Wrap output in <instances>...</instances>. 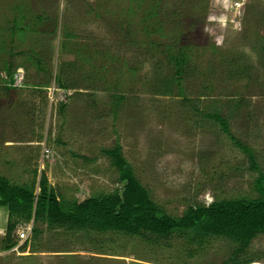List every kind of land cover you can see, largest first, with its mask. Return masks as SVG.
<instances>
[{"label":"rangeland","instance_id":"374dc122","mask_svg":"<svg viewBox=\"0 0 264 264\" xmlns=\"http://www.w3.org/2000/svg\"><path fill=\"white\" fill-rule=\"evenodd\" d=\"M180 51L177 83L168 55ZM213 112L264 175V0H0V175L11 183L37 193L43 175L59 200L77 202L111 193L120 184L101 149L118 144L169 216L255 198L257 172L205 117ZM6 216L1 207L0 264H222L235 248L224 238L197 246L20 222L17 245L2 251ZM239 260L264 264V235Z\"/></svg>","mask_w":264,"mask_h":264},{"label":"trees","instance_id":"16d2710c","mask_svg":"<svg viewBox=\"0 0 264 264\" xmlns=\"http://www.w3.org/2000/svg\"><path fill=\"white\" fill-rule=\"evenodd\" d=\"M150 10L153 9H149L148 16L152 17L154 12ZM21 14L19 18L24 20ZM11 32L13 35V30ZM68 35L65 33L64 36ZM27 59L38 70L44 71L35 52H27ZM168 61L178 83L182 67L186 64V55L180 51L168 55ZM10 66L5 63L3 67L4 83L8 89L14 88V73ZM55 82L59 89L67 88L61 75L55 76ZM24 85L22 83L21 86ZM163 87L165 91L168 89L165 84ZM181 91L179 86V92ZM122 99L123 96H120L119 100ZM205 117L219 125L221 131L246 155L250 168L257 172L253 182V190L257 195L255 198L215 199L208 205L188 206L179 217L169 216L161 206L151 200L147 189L137 180L131 166L122 156L120 146L115 144L112 148L101 149V154L115 168L116 183L120 184V189L88 197L82 202L59 200L54 190L48 188L43 175L38 181L37 193L34 183L17 185L0 175V208H5L7 212L5 234L1 241L2 251H8L17 245L14 232L20 222H40L50 229L112 233L145 241H151L149 237H153L154 242L161 240L166 243L173 237H185L197 246L213 238H224L234 243L235 248L231 257L222 264L251 263L248 260H239V255L245 252L254 237L264 235V175L256 165L252 149L234 140L226 121L219 114L213 112ZM30 232L31 237L35 238L38 230L32 227Z\"/></svg>","mask_w":264,"mask_h":264},{"label":"built area","instance_id":"2783aa9c","mask_svg":"<svg viewBox=\"0 0 264 264\" xmlns=\"http://www.w3.org/2000/svg\"><path fill=\"white\" fill-rule=\"evenodd\" d=\"M16 78H17V75L16 76H14V82H18V81H16ZM20 83V82H19ZM28 233H26V232H24V231H21L19 234H18V237H19V239H22V238H24L25 237V235H27Z\"/></svg>","mask_w":264,"mask_h":264},{"label":"crops","instance_id":"0c3cea01","mask_svg":"<svg viewBox=\"0 0 264 264\" xmlns=\"http://www.w3.org/2000/svg\"><path fill=\"white\" fill-rule=\"evenodd\" d=\"M5 218V220L7 219V216L6 217H4ZM6 224V223H5Z\"/></svg>","mask_w":264,"mask_h":264}]
</instances>
